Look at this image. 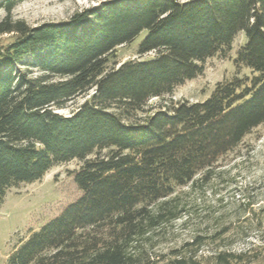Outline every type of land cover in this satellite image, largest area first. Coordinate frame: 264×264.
I'll return each mask as SVG.
<instances>
[{"label":"trees","instance_id":"1","mask_svg":"<svg viewBox=\"0 0 264 264\" xmlns=\"http://www.w3.org/2000/svg\"><path fill=\"white\" fill-rule=\"evenodd\" d=\"M8 1L10 11L23 0ZM0 32L16 33L0 49V204L11 187L83 162L74 175L82 195L7 264H203L200 236L157 247L186 210L177 189L207 182L264 123V0H104L65 22L2 21ZM143 32L137 53L155 55L117 63L118 48ZM239 33L235 62L251 75L149 111L151 98L195 78ZM233 256L218 253L216 264Z\"/></svg>","mask_w":264,"mask_h":264},{"label":"rangeland","instance_id":"2","mask_svg":"<svg viewBox=\"0 0 264 264\" xmlns=\"http://www.w3.org/2000/svg\"><path fill=\"white\" fill-rule=\"evenodd\" d=\"M102 1L23 0L8 11L9 1L0 0V23L22 20L36 26L48 21L65 22L75 11L99 5ZM144 35L145 32L131 44L119 47L115 61L152 58L154 52L142 56L137 53ZM15 38L14 32H0V49ZM244 41L243 33H239L231 48L207 59L203 71L195 78L176 86L164 98H151L149 111L164 100H204L217 83L251 75L249 69L235 62ZM34 73L38 75L36 70ZM87 97L88 94L74 98L59 112L68 115ZM82 163L75 158L57 164L40 180L20 183L7 191L0 204V264H7L21 241L82 195L74 180ZM212 175L207 182L198 177L193 185L177 189L176 193L186 202V210L173 223L167 240L157 247L158 251L167 252L200 236L198 255L203 264H216L218 253H232L230 264H264V123L253 128L222 157Z\"/></svg>","mask_w":264,"mask_h":264}]
</instances>
